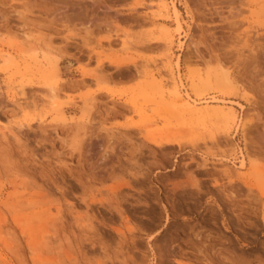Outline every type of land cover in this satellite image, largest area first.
<instances>
[{
  "label": "rangeland",
  "instance_id": "374dc122",
  "mask_svg": "<svg viewBox=\"0 0 264 264\" xmlns=\"http://www.w3.org/2000/svg\"><path fill=\"white\" fill-rule=\"evenodd\" d=\"M0 122V264H264V0H0Z\"/></svg>",
  "mask_w": 264,
  "mask_h": 264
},
{
  "label": "bare ground",
  "instance_id": "6f19581e",
  "mask_svg": "<svg viewBox=\"0 0 264 264\" xmlns=\"http://www.w3.org/2000/svg\"><path fill=\"white\" fill-rule=\"evenodd\" d=\"M173 7H174V13L176 14V18H177V23H178L177 30H178L179 33L182 34V30L184 29V25H183V23L181 21V18H180L181 11H180V9L178 8V6L176 4H174ZM26 36L28 38L30 37L29 34H26ZM34 51H36V50H34ZM45 55L48 56L49 53L45 51ZM59 59L60 58L57 57V61ZM11 60H12L11 57L6 58V63H10ZM178 67L180 68V64L179 63H178ZM195 76L194 75L192 76L193 77L192 78V80H193L192 90H193L194 94L196 95V97L192 96V94L189 91V89H187V91L185 93L186 95H184L182 93L181 87L182 86L186 87V84H185V81L183 80V78L181 76H177V78H176L177 80H174V85L175 86H174V89H173V94L176 97L181 98L183 96H186V97L189 98L188 100L191 99V102L189 101L190 103H188V105H189V107L192 110H194V112L202 113V114H209L210 113L211 109H209L208 107L203 108V109H195V107L192 106V105H194V103H201V102H220V103H222V102L232 101L236 105L240 106L242 109H244L246 107L245 104H243V103H241L239 101L227 100L226 98H221V97H219L217 95H211V93H217V92L218 93L219 92L220 93H225L232 87L233 81H232V78H231V75H230L229 71L225 70V71H222V73H220V74L212 73V72L208 71L206 76H199L198 77V81L195 80ZM46 80H47L46 81V85H47L48 90H49V92H47V95H48V100L47 101L52 106H57L58 102H59V98H60V92L58 90V87H57L56 83L51 78H47ZM161 84H162V82H161ZM8 86L10 88L9 91L16 98H17L18 95L19 96H23L25 94V86L23 84L15 86L13 84V82L11 81V82L8 83ZM25 107L22 109L23 111L26 110ZM213 111H215V113H217V114H223L224 120H225L227 125H229L231 123H235L237 121L238 117H237L236 112L233 109L225 111V109L217 107V108H214ZM1 126H2V123L0 122V127ZM231 161L233 163H235V161L233 159H231ZM248 164H253L254 165V160L249 161L247 159L246 154L242 153L239 164H236L237 168L238 169L247 168Z\"/></svg>",
  "mask_w": 264,
  "mask_h": 264
}]
</instances>
